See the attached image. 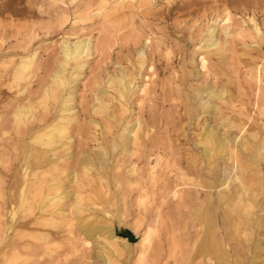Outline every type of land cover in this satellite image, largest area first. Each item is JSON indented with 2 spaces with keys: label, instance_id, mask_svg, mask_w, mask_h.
Wrapping results in <instances>:
<instances>
[{
  "label": "bare ground",
  "instance_id": "6f19581e",
  "mask_svg": "<svg viewBox=\"0 0 264 264\" xmlns=\"http://www.w3.org/2000/svg\"><path fill=\"white\" fill-rule=\"evenodd\" d=\"M187 5L185 6L187 7ZM229 5L234 7V11L241 14H251V17L248 18L251 23L250 30L247 29L244 20H234L231 17ZM241 6L245 8L240 10ZM179 12L177 13L179 14ZM262 12H264V1L228 0L221 13H218V15L223 14L219 22L215 21L210 26L202 27L198 34L191 36L190 43L195 46L193 55L200 57L199 68L202 70L203 80L199 84L192 83L198 78V69L192 59H186L184 49H178L179 59L177 61L180 64V72L169 77L170 73L172 74L175 70L173 65L176 56L171 60L168 57V52L162 55L161 50L163 48L167 50L169 47L168 41L157 38L156 42L149 43V38L137 34L139 32L130 34L129 40L120 45V51L125 50L131 55L127 56L126 67L116 62L114 64L117 66L116 69L114 67L115 71L105 74L104 78L106 79L103 81L105 87L99 89L103 96L95 106L90 108L88 113L89 121L95 127H97V123L93 120V115L99 114L103 118L107 114L105 124L111 127L112 124L125 118V114L128 112L127 107H129L128 99L134 93V88L137 89L133 103L137 102L139 105V108H135H138L140 114L135 121H127L121 130L119 138L122 154L131 156L133 152L139 150L142 151L143 158L147 161L151 155H155L154 157L159 162L163 156H167L165 153L167 150H160V146L164 147L161 145L163 139L154 138L153 135L162 134L165 136V145L173 148L174 151L169 152V156L171 155L174 160L178 159L179 166L173 179L171 175L173 172L167 170L169 168L167 163L165 168L163 167L165 172L154 173L155 176L150 173L153 180L151 187L154 185L153 188H155L154 191L158 197L166 201L169 198L176 201V206L173 207H177V210L178 208H187L186 206L189 204L194 205V202L197 201L195 211L190 215L191 223H195L192 225L196 229L192 235L193 239L190 238L191 245L185 240H178L176 232H174L176 228L173 226L171 229L172 234H170L173 236L174 243L171 245L170 251L167 252L168 258L174 259L176 247L181 264H245L250 254H252V259L248 264H264V245L261 244L264 242V235L260 234L261 228L264 227V221L258 216V213H264V63H262L264 58H260L264 55L261 51L264 47L260 49V45L264 44V31L261 29V26L264 27V21L262 24L258 23V14ZM220 22H223L222 26H220ZM111 38V34L105 32L99 39H94L96 40L94 45L91 38L75 39L74 43L63 41L59 59L56 60V70L51 77L52 81L49 86L44 87L45 96L53 99V105L46 107L40 116H33L31 108L24 105L17 107L14 111L12 122L15 131L20 136L14 141L16 146L14 150L18 155L22 172L21 177L14 180L9 187L8 197L3 199V193L0 192V258L9 261H5V264L6 262L7 264H25L28 261L34 264H44L38 263L40 258L38 255H41L39 254L41 252L48 257L46 264H60L56 257H51L49 253L53 247V245L50 247L49 244L52 242L56 244V239L59 236L57 231L61 224L56 221L58 217L68 218V225L66 224L68 240L73 235V218L78 221L79 235H81L78 238L74 236L75 241L77 239L78 244H81V249L79 246L75 247L76 243L72 242V245L70 242L73 252H77L76 254L79 256L78 260H75L74 263L65 262L67 264H87L85 260L88 257L85 255V251L90 243L97 249V237L99 236L106 235L105 237L110 240L112 248L118 247L120 242H124V249L129 246L128 242L114 234L111 216L101 220L100 223L88 220L89 215L84 216L83 214L90 213L91 209L83 205L84 201L81 197L83 195L80 196L79 193L76 194L77 192L71 194L64 188L63 182L56 175L45 180L39 178L43 175L46 176L50 169L55 168L57 160L72 159L69 153L61 157L56 153L58 149H66L71 141L67 131L72 125L78 124V115L74 107L75 85L84 73L87 61L93 52L99 54V58H101L99 64L101 62L102 66L103 63L105 64L104 70H107L112 64H110L113 59ZM247 39H251L258 45L253 48L257 51V53L255 52L257 57L242 62L245 68V78L238 82V95H235L231 89L232 83H229L231 79L222 78L224 75L220 70L223 67L226 72L236 74L241 63L238 61L235 48L237 44L247 47ZM144 40H148L145 48L143 47ZM35 57L36 53L21 58L18 65L13 68L12 74L15 80L18 81L24 77ZM214 57L215 63L212 64L211 61ZM217 67L218 70H216ZM167 74L168 78L162 81L160 77ZM27 76L29 77V75ZM173 83L177 85V88L180 87L181 91L187 86L191 90V97L184 92L183 101L174 103V100H169L165 94L169 92L168 87ZM245 95H248L251 107L248 114L243 110L244 104L243 101L241 102V98ZM176 96L179 97L177 94ZM152 100H155L154 105L146 109L150 105L147 103L148 105L144 107V104ZM113 101H116L117 104L114 109L109 110ZM234 101L242 104L238 115L245 116V121L242 117L230 115L236 107ZM171 103L172 107L169 110L176 109L175 119L171 117L174 119L172 123L171 119L169 120L162 112L158 110L154 112L156 108L164 109L166 104ZM144 113L147 114V118L151 122H146ZM169 113L167 112V114ZM152 118L154 121L151 120ZM102 120L104 121V119ZM232 130H236L237 133L231 135ZM241 132L243 135L238 137V133ZM116 148L113 141L112 151H116ZM89 155L86 153L83 155L82 163L92 166L94 165L93 160ZM96 156L100 160V165L96 167L103 171L104 165L108 161L106 150L100 146L97 147ZM172 163L174 164L173 161ZM220 163L223 164L224 172L221 180L217 175V167ZM0 165H3L1 160ZM145 165L148 166L146 162ZM83 171L84 175H88L90 169L84 168ZM49 172L48 177L51 175ZM134 172L132 171V174ZM147 172L149 173V171H146V176L149 175ZM143 174L145 175V173ZM76 179L77 176L74 172L72 176L66 178L70 183H74ZM82 181L80 182L82 183ZM181 186H190L191 189L182 192ZM80 187L79 184L78 189ZM216 187L219 190L214 196L212 190ZM69 198H73L74 201L66 208L65 201ZM36 204L37 207H35ZM6 206L9 207V221L2 213ZM34 208L37 210L35 215H33ZM220 208L223 212L221 217L218 215ZM174 211L175 209L172 212ZM158 213L160 214V212ZM220 225L225 232L218 236L217 231ZM188 246V249L184 248ZM5 247L10 249L4 251ZM78 253L80 254L78 255ZM31 258L33 261L30 260ZM93 258L100 264H115L103 252H95ZM88 263L90 262L88 261ZM173 264H177V261Z\"/></svg>",
  "mask_w": 264,
  "mask_h": 264
},
{
  "label": "rangeland",
  "instance_id": "374dc122",
  "mask_svg": "<svg viewBox=\"0 0 264 264\" xmlns=\"http://www.w3.org/2000/svg\"><path fill=\"white\" fill-rule=\"evenodd\" d=\"M227 1L228 0H0V160L3 161V165H0V192L3 193V199L8 197L9 187L14 180H18V178L21 177L22 172V166L18 161V155L14 150L16 147L14 141L20 137L17 134V131H15L16 129L12 122L15 109L24 105L25 107L31 108L33 116H40L46 107L48 108V106L51 104L53 105L54 103L52 98L50 99L45 96L44 87L49 86L52 81L51 77L56 70V60L59 59L62 42L67 41L74 43L76 40L91 38V42L94 45L96 43L95 41L106 32L107 34H111V40L113 41V59L110 62V64H112L107 70H104L105 64L103 63V66L102 62L99 64V60L101 61L99 54L91 52L93 55L87 61L88 64L85 67L84 73L80 76L74 89V107L78 115V124L72 125V127H74H70L67 131V135L71 138V141L67 146L68 148L66 147L64 150L58 149L59 152L57 151L56 153L60 157L69 153L72 156V159L57 160L55 168L52 170L50 169V172L48 171L51 175L48 177L47 172L46 176L43 175L39 178L45 180L51 176H58L67 191L71 194L77 192L76 194L79 193L78 195H83L81 196L84 201L83 205L88 206L91 209L90 213L86 212L83 214L84 216L89 215L88 220L93 221L94 223H100L101 220L111 216L114 234L117 237L124 239L125 242H128L129 244L126 249L123 248L124 242H120L118 247L112 248L110 246V240L105 237L106 235L99 236L97 237V249L92 243L87 247L85 255H87L88 258H86L87 260H85V263L100 264L99 261L95 260L93 257L95 252H103L107 257L113 260L115 264H144V262L145 264H173L175 261H177L178 264V260L179 264H181V258L177 254L178 250L176 247V255L174 259L170 257L168 258L167 252L170 251L172 248L171 245L174 243L171 229L173 226L176 228L174 232H176L175 235L178 240H185L187 243H191L192 240L190 238H192L196 229H194L195 227L192 225L195 223H191L190 215L194 213L197 206L195 203H197V201L194 202V205L189 204L186 206L187 208H178L177 210V207H173L176 206V201L174 202L173 200H170L171 198L166 201L161 197H158L155 194V188H153L154 185L151 187L153 180L151 179L152 175H150V173H152L153 176H155L157 172L163 173L162 171H164L167 163V166H169L167 170L173 172L171 174L173 179L174 173L179 166V163L177 162L178 159L174 160L171 155L169 156V152L171 153L174 151L173 148L165 145V136L162 134H158L157 136L155 134L153 135L154 138L158 137L157 139H163L161 145H164V147L160 146L162 149L160 147L158 148H160V150H167L165 151L167 156H163V154V158L162 160H159V162L156 160V157H154L155 155H151L149 161H147L143 158L142 151L139 150V152L135 150L136 152H133L131 155L132 157L122 154V146L119 138L121 130L127 121H135L140 114L138 110L139 105L137 102L133 103L137 89L134 88V93L128 99L129 107H127L128 112L125 114V118L116 124H112L111 127L105 124V117H107V114H105L104 117L102 116L103 118H101V115L99 114L93 115V120L97 123V127H95L90 123L88 113L90 108H92L93 105L95 106L96 102L101 100L103 96L99 89L105 87V83L103 82L104 79H106L104 78L105 74L115 71L117 66L114 64L116 62H119L123 67H126L127 56L131 55L125 50H121V52L120 45L125 44L132 33L139 32L137 34L142 35L143 37H148L149 43L151 41L152 43L156 42V40H158L157 38H159V40L164 39L166 42L168 41L169 47L167 50L164 48L161 50L162 55L168 52V57L171 60L176 56L173 65L175 70H173L172 74L170 73L169 77H173L174 74H177L176 72H180V64L177 61L179 59L178 49H184V51H186V59H192L195 63V67L198 69V78L192 83L199 84L203 80V75L201 74L202 70L199 68L200 57L193 55L195 46L191 45L190 38L191 36L198 34L202 27L210 26L215 21L219 22L223 17V14L218 15V13H221L222 8ZM187 4H191V7ZM185 5H187V7ZM229 8L231 17L234 20H244L247 29L250 30L251 23L248 21V18L251 17V14L249 13L248 15L247 13V15H245L238 11H234V7L231 5H229ZM244 8V6L239 7L240 10ZM177 12H179V14ZM258 21L259 24H262V21H264V12L258 14ZM219 24L222 26L223 22H220ZM261 29L264 31V27L261 26ZM146 41L148 40L143 41L144 48L146 47V44H148ZM246 43L247 47L237 44L235 48L238 61L241 63V65L238 66L240 68L236 70V74L226 72L223 67L220 70L224 75L222 78L231 79L229 80V83H232L231 89L235 95H238V82L245 78V68L243 67L242 62L257 57V51L253 48L258 47V45L253 43L251 39H247ZM262 47H264V44L260 45V49ZM147 50H149V48H147ZM261 51L262 54H264V48H262ZM34 53H36L34 59L35 62L32 61L22 79H19L18 81L15 80L12 74L13 68L18 65L21 58L31 56ZM260 58H264V55L260 56ZM162 59L164 61L165 58L163 57ZM211 63H215V57L212 59ZM262 63H264V61H262ZM96 66L97 68H95ZM96 69L100 70L98 71ZM218 69L219 68L217 67L216 70ZM170 72H172V70H170ZM95 73L97 74L95 75ZM27 75H29V77ZM160 78L164 81L168 78V74L161 76ZM176 86L177 85L173 83L168 87L169 92L167 91L168 93H166L165 96H168L167 98H169V100H174V103H176L175 101H183V97L185 96L184 92L191 97V90L187 86L183 91H181L180 87L177 88ZM176 94L179 97H177ZM241 99V102L243 101L242 103L244 104L243 110L248 114L249 109L251 108L248 101V95L243 96ZM147 103H149L150 106L146 107V105H148ZM154 103L155 100L147 101L144 104V107L149 109ZM116 104V101H113L110 104L109 110L114 109ZM234 104L236 107L230 115L233 117H242L243 121H245V116L238 115V110L242 104L238 101H234ZM171 107L172 103L166 104V109L154 107L156 108L154 112H156V110L162 112V114H165L169 120L171 119L172 123L175 119L176 109L169 110ZM167 112L170 113L167 114ZM144 114L146 115V117L144 115L146 122L150 121V119L147 118V114ZM102 119H104V121ZM151 120L154 121L153 118ZM72 129H74V131H72ZM78 131H81L82 134ZM72 132L73 134H71ZM236 133V130H232L231 135H235ZM242 135L243 133L241 132L238 133L237 136L240 137ZM112 138L115 146H117L116 151H112L111 149L113 144ZM99 146L104 148L108 155V161L104 165L105 167L103 171H100L96 167L100 165V160L96 156V149ZM85 153L86 155L90 154L89 156L93 160L94 165H84L82 163L83 155ZM145 162L148 166L145 165ZM143 167H147L148 169H144ZM84 168L90 169L88 175H84ZM60 169L61 171H59ZM131 170L133 172L135 170V172L132 174ZM146 171H149V173L147 172V175L149 174L148 176H146ZM73 172L77 176V179L74 183H70L66 178L67 176H72ZM142 172L145 173V175ZM53 173L54 175H52ZM217 175L220 180L224 176L222 163L217 167ZM80 181H82V183ZM79 184L81 187L78 189ZM180 188L182 189V192H187L191 189L190 186H181ZM218 190V187L212 190L214 196ZM73 201V198L67 199L65 201L66 208L68 205H71ZM8 206L4 207V209L2 207V213L3 215H6L7 221H9ZM35 207H37V204ZM34 209L35 212L33 215L37 213L36 208ZM174 209L175 211L172 212ZM158 212H160V214ZM222 213V208H220L218 210L219 217H221ZM258 216L264 221V213L260 212L258 213ZM56 221L61 224V227L57 231L59 236L56 239V244H54V242L49 244L50 247H52V245L54 247L50 249L49 253L51 254V257H56L60 264L74 263L75 260H78L77 257L79 256H77V252H73L72 245L76 243L75 247L81 246V244H78L79 242H77V239L75 241V238L81 237V235H79L78 221L73 218V235H71L69 240L66 238L68 230L66 224L68 225V218L58 217L56 218ZM188 224L191 225L189 226ZM224 232L225 230L220 225L217 235L220 236ZM129 234H132L135 238L133 242L127 240ZM260 234L264 235V227L261 228ZM186 235L189 236L187 237ZM70 242L71 244L73 242V244L71 245ZM261 244L264 245V242ZM184 248L188 249L189 246ZM9 249V247H5L3 250L6 251ZM52 249L57 250L53 251ZM79 249H81V247ZM157 252L159 255H157ZM39 254L41 255H38V258L40 257L38 263H48V257L46 254L44 255L42 252ZM79 254L80 253H78V255ZM250 259H252V254L248 256L245 264H248ZM30 260L33 261L32 258ZM5 261L9 262L8 260H1L0 258V264H5ZM88 261L90 263H88ZM29 263L31 262L28 261L25 264Z\"/></svg>",
  "mask_w": 264,
  "mask_h": 264
},
{
  "label": "water",
  "instance_id": "95a60500",
  "mask_svg": "<svg viewBox=\"0 0 264 264\" xmlns=\"http://www.w3.org/2000/svg\"><path fill=\"white\" fill-rule=\"evenodd\" d=\"M134 239H135V238L133 237L132 234H129V235L127 236V240L130 241V242H133Z\"/></svg>",
  "mask_w": 264,
  "mask_h": 264
}]
</instances>
